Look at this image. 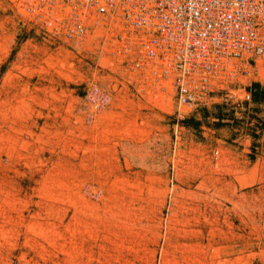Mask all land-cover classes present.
Returning a JSON list of instances; mask_svg holds the SVG:
<instances>
[{"label":"rangeland","instance_id":"374dc122","mask_svg":"<svg viewBox=\"0 0 264 264\" xmlns=\"http://www.w3.org/2000/svg\"><path fill=\"white\" fill-rule=\"evenodd\" d=\"M34 6L0 0V264H264V99H227L264 58L177 105L119 20L72 42Z\"/></svg>","mask_w":264,"mask_h":264},{"label":"built area","instance_id":"2783aa9c","mask_svg":"<svg viewBox=\"0 0 264 264\" xmlns=\"http://www.w3.org/2000/svg\"><path fill=\"white\" fill-rule=\"evenodd\" d=\"M33 1V10L67 41H81L91 22L119 20L135 36V66L170 81L177 105L202 103L214 82L251 78L264 58V0ZM242 90L227 98L235 107L251 100L250 86ZM109 99L94 85L84 94L92 113Z\"/></svg>","mask_w":264,"mask_h":264},{"label":"trees","instance_id":"16d2710c","mask_svg":"<svg viewBox=\"0 0 264 264\" xmlns=\"http://www.w3.org/2000/svg\"><path fill=\"white\" fill-rule=\"evenodd\" d=\"M259 85L257 83L251 84V101H263L264 99V90L262 92L258 91Z\"/></svg>","mask_w":264,"mask_h":264},{"label":"crops","instance_id":"0c3cea01","mask_svg":"<svg viewBox=\"0 0 264 264\" xmlns=\"http://www.w3.org/2000/svg\"><path fill=\"white\" fill-rule=\"evenodd\" d=\"M256 74H257V72H256ZM255 83H257L258 85H259V88H258V90H262V88L264 87L263 86V82H261L260 80H257V81H255ZM251 91V90H250ZM252 103H253V107H255L256 108V106H257V104H258V102L257 101H252ZM249 106V105H248ZM248 114H253L255 117H258V115H256L255 113H250L249 111H248V109L246 110V114H244V116L246 117ZM255 119H257V118H255Z\"/></svg>","mask_w":264,"mask_h":264}]
</instances>
